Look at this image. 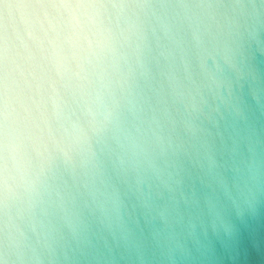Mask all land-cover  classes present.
<instances>
[{
    "label": "clouds",
    "instance_id": "1",
    "mask_svg": "<svg viewBox=\"0 0 264 264\" xmlns=\"http://www.w3.org/2000/svg\"><path fill=\"white\" fill-rule=\"evenodd\" d=\"M264 209V0H0V264H211Z\"/></svg>",
    "mask_w": 264,
    "mask_h": 264
},
{
    "label": "water",
    "instance_id": "2",
    "mask_svg": "<svg viewBox=\"0 0 264 264\" xmlns=\"http://www.w3.org/2000/svg\"><path fill=\"white\" fill-rule=\"evenodd\" d=\"M233 220L235 232L231 238H213L211 264H264V209Z\"/></svg>",
    "mask_w": 264,
    "mask_h": 264
}]
</instances>
